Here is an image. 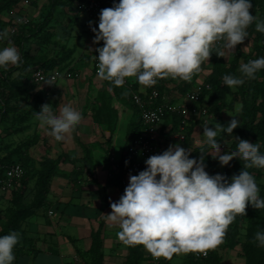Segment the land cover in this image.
Here are the masks:
<instances>
[{"label": "clouds", "instance_id": "clouds-1", "mask_svg": "<svg viewBox=\"0 0 264 264\" xmlns=\"http://www.w3.org/2000/svg\"><path fill=\"white\" fill-rule=\"evenodd\" d=\"M251 0H119L99 12L98 28L92 27L93 55L97 76L114 87H123L126 78L135 77L139 85L150 88L158 80L172 78L185 82L209 62L215 54L225 57L248 37L247 29L264 33V21L252 14ZM0 32V40L8 39ZM21 55L14 46L0 50V68L19 66ZM264 69V57L241 63L240 77L226 74L223 84L236 88L246 79H255ZM48 85L53 83L46 81ZM239 110V109H238ZM233 117V116H232ZM39 126L56 141L70 137L82 122V114L71 105L62 104L58 114L53 106L43 104L35 112ZM240 121L203 125V137L212 152L192 150L180 144L169 145L160 154L149 156L146 168L129 176L123 195L110 201L111 213L104 214L109 226H118L117 239L124 245H143L154 258L171 260L176 254L214 250L223 243L226 231L237 216H246L251 205L264 209V199L255 176L246 169H264V154L259 143L235 137V151L221 152L217 136H232ZM198 134V133H197ZM199 135V134H198ZM210 154L220 165L233 159L244 161L243 170L230 179L223 174L210 175L205 156ZM128 163L127 161L125 162ZM254 243L264 247V231L258 230ZM19 233L0 236V264H13Z\"/></svg>", "mask_w": 264, "mask_h": 264}, {"label": "trees", "instance_id": "trees-1", "mask_svg": "<svg viewBox=\"0 0 264 264\" xmlns=\"http://www.w3.org/2000/svg\"><path fill=\"white\" fill-rule=\"evenodd\" d=\"M40 0H32L33 5H38ZM89 0H46L49 3V11L43 23H37L31 21L28 25L24 27L27 29L25 32L31 31L32 36H38L44 38L47 42L51 41L54 36L52 31L46 30L48 24L54 18L57 12V8L61 6H70L72 9H80L84 11L81 7L82 4ZM119 0H102V8L112 7L114 3H118ZM252 2V14L258 17L261 21H264V0H251ZM23 0H0V32L7 30L9 22L3 21L1 19V14L4 11L11 10L14 7L20 6ZM90 20L93 22V27L98 28L99 23V13L91 14ZM249 37L254 40V53L244 55L241 50L240 45H238L235 58L230 63V65L224 64V59L219 57V62L214 66L213 71L207 77L206 82L210 85V88L206 90L207 97L209 98L210 111L219 112L222 108L234 103H241V120L242 123L239 127L233 130L232 136L239 137L241 139L248 140L251 143L260 144V152L264 154V69H261L257 74L255 79H246L244 84L237 87V90L233 88H228L223 84L222 77L226 74H231L240 77V72L238 68L240 66V61L243 59V63H247L249 60H254L257 58L264 57V33L257 32L255 30V22L249 26L247 29ZM43 34V35H42ZM94 34V33H93ZM14 40L18 46L21 45L20 34L14 35ZM103 46V42L96 47ZM217 48L213 49L216 52ZM74 54V49H68L60 57H49V56H29L24 55L21 58L19 66L8 67L7 70L2 69L0 72V97L2 100L9 104L11 101H15L16 105L13 107H7L6 110H21L23 112L20 117L21 122L26 123L31 117L35 116V112L41 111V106L45 104V91H39L40 83L31 80L30 75L37 68L59 69L63 67V64L72 58ZM21 71L20 75L16 78H12L14 71ZM135 88H139V83L135 78ZM168 79L158 80L157 87L160 90L161 101H177V98L173 97L175 92L174 89L169 87ZM127 90L131 98V89L127 88L125 85L121 87ZM189 87L181 88L180 97L186 95ZM34 94V96H33ZM232 95L231 102H228V96ZM31 96H33L31 98ZM178 97V98H180ZM1 100V99H0ZM132 101V98H131ZM132 104L135 109L136 121L130 128L126 143L125 152L118 163H122V160L126 157V150L128 145L133 141V139L139 134L142 129V120L139 108ZM182 117L178 114L168 115L166 122L172 123V128L169 135L164 138V150H166L169 145L168 143L171 139V135L176 131H180L179 123ZM198 121L190 120V124L187 126V138L183 141V144L191 147V158H199L200 151L212 152V149L204 143L201 146H193L194 144V132L196 129ZM230 136L226 133H221L217 136V140L222 143L224 140H230ZM232 137V138H234ZM38 136L33 139V143L37 142ZM166 140V141H165ZM238 141L234 139L230 144V151H235L237 148ZM22 147H16L9 151L4 152L0 147V161L5 165L19 161L23 164L25 168V175L22 179V185L14 189L6 198L10 200V206L6 210L7 220L6 223L0 225V236L9 234L10 232H22L24 237V248L28 243L29 238L25 236V225L29 222L30 218L41 210L46 211L50 206L49 193L51 190V184L53 177L57 173V169L62 163H72L76 164L77 158L69 153H61L55 158L44 159L41 163V169L38 173L37 180L35 182V188L32 190L29 187L30 180L36 176L31 168L30 162L21 153ZM86 155L83 157L85 164L92 169L93 159L91 152L86 149ZM213 155V152H212ZM205 160L210 161L215 164V159L212 158L210 154L205 156ZM115 164L111 169V176L108 180L107 185H117L124 192L125 186L123 185V177L126 173L125 168L122 165ZM244 161L239 159H233L228 168L222 173L229 179L233 175H238L243 170ZM251 174L255 176L256 183L260 189V198L264 199V169L250 168L246 169ZM3 171L0 172V178L3 175ZM1 198V197H0ZM246 216H237L235 221L229 226L226 231L223 243L219 245L216 249L212 250L209 257L203 259L199 264H222L223 254L221 250L230 248L235 249L240 247V254L245 258V264H264V247H260L258 242L254 243V235L260 230L264 231V209L256 210L251 205L248 206L246 210ZM105 217H102L99 227L93 230L92 245L87 253L90 255L91 260L86 261L85 264H104L105 253L104 248V229H105ZM242 230L245 232L244 238L242 239ZM178 254L174 255L171 260H165L163 258V264H172L173 259ZM150 257L146 255L143 245L128 246V253L125 260V264H149ZM194 261V252L186 253L185 259L181 264H190Z\"/></svg>", "mask_w": 264, "mask_h": 264}, {"label": "rangeland", "instance_id": "rangeland-1", "mask_svg": "<svg viewBox=\"0 0 264 264\" xmlns=\"http://www.w3.org/2000/svg\"><path fill=\"white\" fill-rule=\"evenodd\" d=\"M17 8L19 10V13L16 12L17 14L25 13L30 17L31 21L37 23H43L45 21L50 9L49 3L46 0H40L37 6L20 3V6H17ZM13 15L12 9L4 11L1 14V19L9 22L7 28L8 34L10 23L11 21L13 22ZM91 17V14L86 11H81V8L72 9L70 6H61L57 8L54 18L45 30L50 29L54 33L50 42H47L42 37L32 36L30 34L31 31L23 33V31L27 30L25 28L26 26L20 28L19 32L16 33L21 36L20 46L14 40L15 34L12 36L9 35L6 40H0V50H3L4 47L14 46L20 53L21 58L24 55L60 57L68 49H74L72 58L64 63L62 68H59L64 72L68 69L67 74L51 82L53 83L52 85H48L45 82L40 83L38 88L39 91H45L44 103L52 105L53 111L57 114L60 105L67 104L78 110L83 116L82 122L71 134L70 140L76 146L75 157L77 158V162L74 164V172L76 175L81 172L87 175L86 178L81 179L84 182H90L92 179H95L94 175H90L92 169L83 160L87 152L86 149L91 152L93 166H97L98 164L110 165V177L111 169L121 158L130 128L136 121L135 109L127 90L121 87H114L109 82L100 80L97 76L93 62L96 45L92 43L94 34L90 31L89 26V21H92L90 20ZM219 47L220 42H217L213 49ZM240 47L244 55L254 53V40L249 37V33L244 43L240 44ZM237 48L238 45L234 53L226 52L225 57H222L226 66L230 65L235 58ZM219 60L220 58L213 52L209 62H205L202 65V70L195 74L191 81L185 82L179 79L167 78V83L169 87L174 89L175 96L180 95L181 88L189 87L191 89L194 85L206 82L207 77L213 71L214 66ZM241 63H243V59L240 61ZM2 69L0 68V72H2ZM20 73L21 71L19 70L14 71L12 78L18 77ZM233 90H237V87L233 88ZM232 97V95L228 96V102H231ZM0 99V147L4 152L15 149L16 147H22L21 153H24L28 162H30L32 172L36 175L29 183V187L33 190L42 161L47 158H55L61 153H67L66 151L70 144V141L68 142L69 137L64 141H56L48 132L44 134L40 131L39 122L35 116L31 117L26 123L21 122L20 117L23 114L21 110H6V106L8 108L13 107V105H16V102L13 100L9 104H6L1 97ZM232 116L239 119L240 124L242 123L241 103L239 101L234 103L233 106L228 105L222 108L219 112L212 111L208 117V122L202 121L201 123L208 124L209 127H214L219 122L226 126L233 119ZM36 135L39 138L37 142L33 143ZM232 137L234 136L229 137V141L224 140L221 143L222 154L230 152V144L235 139V137ZM162 139L164 138L162 137ZM204 139L203 137L202 141ZM162 142L164 145L165 142L163 140ZM167 142L169 144L173 142V145L178 143L180 146L187 148L181 140L180 131L173 133L171 139L169 141L167 140ZM213 155H215L214 152ZM205 164V170L210 175L222 174L229 166L222 167L217 159H215V164H212L208 160H205ZM61 175L62 171L59 170L57 174L58 179H60L59 177ZM56 182L57 180L54 183ZM0 197V225L3 226L7 220L6 210L11 204L10 200L4 195ZM244 233L242 230V239L244 238ZM238 248L240 250V247ZM238 248L236 247L235 250ZM144 251L146 255L150 254L145 247ZM232 251L229 250V253H232ZM184 254H178L173 259L172 264H181L185 259ZM228 254H224L223 260ZM222 264H224V261H222Z\"/></svg>", "mask_w": 264, "mask_h": 264}, {"label": "crops", "instance_id": "crops-1", "mask_svg": "<svg viewBox=\"0 0 264 264\" xmlns=\"http://www.w3.org/2000/svg\"><path fill=\"white\" fill-rule=\"evenodd\" d=\"M130 79L135 80L132 77ZM175 95L173 94V97H180V95ZM203 125L198 121L194 132L193 146L204 144L205 139L202 141ZM171 128L172 123L165 121L160 129L161 137L166 139ZM40 131L44 134L48 132L41 127ZM70 139L71 137H69L70 144L66 152L75 156L76 146ZM188 148L192 150L188 146L185 149ZM124 150L125 145L121 158ZM74 167L75 165L72 163H62L57 169L48 196L50 206L45 212L42 210L31 217L25 225V236L29 240L24 248H21L24 246L23 233L18 232L19 243L14 248L15 260L13 264H85L86 261L91 260L87 253L92 245L91 234L99 227L102 217H105L104 214L111 213L110 201H118L124 192L117 185H107L110 178L109 164L93 166L90 175H94L95 179L90 182L81 181L87 175L83 172L76 175ZM59 170L62 171L60 179L57 177ZM130 174L138 173L128 172L124 175L123 185L125 188L129 183ZM56 180L57 182L54 183ZM118 231V226H109L106 221L103 248L104 264H125L128 245H124L117 239ZM229 250H233L232 253H229ZM221 253L223 256L225 253L226 255L229 253L227 257H224V264H245V258L240 254L239 248L236 250L227 248L221 250Z\"/></svg>", "mask_w": 264, "mask_h": 264}, {"label": "built area", "instance_id": "built-area-1", "mask_svg": "<svg viewBox=\"0 0 264 264\" xmlns=\"http://www.w3.org/2000/svg\"><path fill=\"white\" fill-rule=\"evenodd\" d=\"M23 4L31 5L32 0H23ZM81 7L89 14H96L102 8V0H89L82 4ZM18 11L17 7L12 9L14 15L12 17L13 22L11 21L9 26L10 36L18 33L20 28L31 22L30 17L25 13L17 14L16 12ZM95 55L98 56V53L96 52ZM96 63L97 61L94 59L95 68ZM67 72L68 69L64 72L60 69L48 70L41 67L35 69L30 78L38 83L53 82L65 76ZM124 85L131 89L132 101L139 108L142 120L141 131L128 145L126 157L122 160V163H118V165H122L125 168L126 173H139L146 168L144 161L149 156L160 154L164 151L160 129L168 115L178 114L182 117L179 123L182 141L187 138V126L190 124L191 119L208 122V117L211 115L209 98L206 94V90L210 88V85L207 82L194 85L187 91L185 96L180 97L181 99L177 97V101L174 102L168 100L159 102L161 93L157 84L150 88H144L140 85L136 89L135 81L126 78ZM126 161L128 162L127 164L125 163ZM1 170L4 171L0 178V196H5L22 185V179L26 171L23 164L19 161L11 162L7 165L0 161V172ZM211 251L208 250L206 253L194 252V261L190 264H199L203 259L209 257ZM148 256L150 257L149 264H163V258L157 259L151 254Z\"/></svg>", "mask_w": 264, "mask_h": 264}]
</instances>
